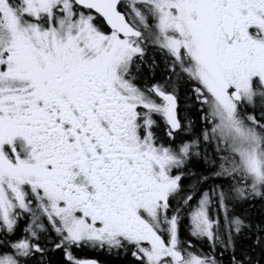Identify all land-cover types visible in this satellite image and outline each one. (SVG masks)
Here are the masks:
<instances>
[{"label":"snow or ice","instance_id":"6c2138e0","mask_svg":"<svg viewBox=\"0 0 264 264\" xmlns=\"http://www.w3.org/2000/svg\"><path fill=\"white\" fill-rule=\"evenodd\" d=\"M86 251L264 264V0H0V264Z\"/></svg>","mask_w":264,"mask_h":264},{"label":"trees","instance_id":"16d2710c","mask_svg":"<svg viewBox=\"0 0 264 264\" xmlns=\"http://www.w3.org/2000/svg\"><path fill=\"white\" fill-rule=\"evenodd\" d=\"M186 224H187V221L182 222V229H181V233H182L181 235L182 236L187 235ZM80 255L83 257H87V258H96V255L93 252H88V251L82 252V253H80ZM59 259H60V257L58 255H54L52 257L53 264H58ZM105 262L109 263V264H123L122 258L117 259L114 257H105Z\"/></svg>","mask_w":264,"mask_h":264},{"label":"flooded vegetation","instance_id":"af4514ba","mask_svg":"<svg viewBox=\"0 0 264 264\" xmlns=\"http://www.w3.org/2000/svg\"><path fill=\"white\" fill-rule=\"evenodd\" d=\"M181 229H182V225H181ZM93 253L96 255V258H93V259H97L100 262V264H109L105 262V257H109V256H106L100 253H95V252Z\"/></svg>","mask_w":264,"mask_h":264}]
</instances>
